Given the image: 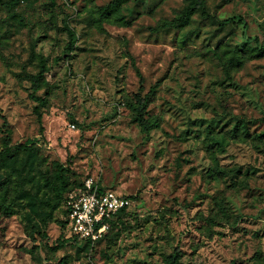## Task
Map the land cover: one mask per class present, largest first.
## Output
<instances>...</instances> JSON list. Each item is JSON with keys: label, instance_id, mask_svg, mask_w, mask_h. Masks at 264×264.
Here are the masks:
<instances>
[{"label": "rangeland", "instance_id": "374dc122", "mask_svg": "<svg viewBox=\"0 0 264 264\" xmlns=\"http://www.w3.org/2000/svg\"><path fill=\"white\" fill-rule=\"evenodd\" d=\"M117 1L0 0V151L33 141L1 167L0 264H168L177 247L264 264V0H206L181 29L188 0ZM58 164L132 197L93 248L57 244Z\"/></svg>", "mask_w": 264, "mask_h": 264}, {"label": "trees", "instance_id": "16d2710c", "mask_svg": "<svg viewBox=\"0 0 264 264\" xmlns=\"http://www.w3.org/2000/svg\"><path fill=\"white\" fill-rule=\"evenodd\" d=\"M122 0H118L117 2H120ZM196 14H201L203 16H209V12L207 9L206 5V0H188V4L185 7L184 11L182 14L176 18L170 26L176 29H181L189 25L191 22L192 18ZM229 22V21H228ZM256 52L258 56H264V44L257 45L255 47ZM47 73V67L46 63L44 61H41L40 63V71L37 75H34L32 77V95L37 101H41L39 97L36 96V93L40 90L41 88V83L44 81L45 74ZM139 76L141 77L140 73ZM141 82H142V77H141ZM155 96V91L151 90L149 93L146 95H142L141 93L136 95V104L134 106V110L136 113V117L134 121L139 124L141 127L142 131L144 132H150L152 129H154V125L149 121L144 118V112L147 109L149 103L152 100V97ZM262 122L264 123V118L262 119ZM6 122L4 123V125ZM243 129V132L248 133V127L247 124L239 123L237 125V128L235 131H237L238 127ZM11 139L9 136H7L4 141H3V148L0 151V171L2 165L8 161L12 160L22 152H26L30 146L33 144V141L28 140L24 144H18L15 146L11 145ZM72 161H69V164H71ZM69 169H66L58 164V179L60 183V191L64 192V204H65V210H64V221L62 222V229H63V234H62V241H58L57 244L60 247L61 245L63 246L66 242L70 241L72 243H75L77 245L83 244L85 246H90L91 248L95 247L97 243H100L103 238L98 240L97 242L93 243L89 240H82L79 237L70 234L68 230V221H67V216H68V211L66 209V201L68 194L79 187L84 186V180L81 178H75L73 175H66L65 173L68 172ZM70 172V171H69ZM130 200L132 197L127 196ZM132 201V200H131ZM129 209H125L118 213L115 217L112 219L108 220L107 223L108 225H111V223L116 222L119 220L121 217H123ZM12 205L7 203V195H1L0 198V216L3 214L4 216H12ZM2 217V216H1ZM0 217V220H1ZM46 236V235H45ZM106 236V233L103 237ZM61 242V243H60ZM61 244V245H60ZM181 259H182V251L179 247H177L174 251V253L169 257L168 259V264H181Z\"/></svg>", "mask_w": 264, "mask_h": 264}, {"label": "built area", "instance_id": "2783aa9c", "mask_svg": "<svg viewBox=\"0 0 264 264\" xmlns=\"http://www.w3.org/2000/svg\"><path fill=\"white\" fill-rule=\"evenodd\" d=\"M131 205L132 201L127 196L103 188L90 177L84 180L83 187L68 194V230L82 240L95 243L105 235L107 221Z\"/></svg>", "mask_w": 264, "mask_h": 264}]
</instances>
